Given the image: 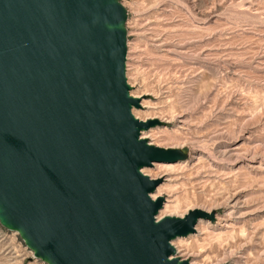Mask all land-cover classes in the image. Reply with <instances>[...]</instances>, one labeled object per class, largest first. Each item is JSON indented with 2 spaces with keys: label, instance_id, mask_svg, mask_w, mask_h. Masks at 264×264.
<instances>
[{
  "label": "water",
  "instance_id": "1",
  "mask_svg": "<svg viewBox=\"0 0 264 264\" xmlns=\"http://www.w3.org/2000/svg\"><path fill=\"white\" fill-rule=\"evenodd\" d=\"M120 0H0V226L44 264H188L170 241L213 213L156 219L186 154L148 145L124 75Z\"/></svg>",
  "mask_w": 264,
  "mask_h": 264
},
{
  "label": "rangeland",
  "instance_id": "2",
  "mask_svg": "<svg viewBox=\"0 0 264 264\" xmlns=\"http://www.w3.org/2000/svg\"><path fill=\"white\" fill-rule=\"evenodd\" d=\"M119 2L127 12L124 75L141 96L132 112L159 122L141 138L186 154L167 170L142 169L160 180L164 203L173 200L157 218L213 213L172 241L173 256L264 264V0ZM0 264L43 263L0 226Z\"/></svg>",
  "mask_w": 264,
  "mask_h": 264
},
{
  "label": "bare ground",
  "instance_id": "3",
  "mask_svg": "<svg viewBox=\"0 0 264 264\" xmlns=\"http://www.w3.org/2000/svg\"><path fill=\"white\" fill-rule=\"evenodd\" d=\"M127 83V82H126ZM128 85V84H127ZM129 87H131L130 85H128ZM129 95L131 96V97H133V98H135V99H138V100H140V97H138L137 95H135L134 93H130V91H129ZM141 108V106H140V102H139V109ZM131 114H132V116L134 117V115L135 114H133V112H132V109H131ZM149 115V114H148ZM146 116H147V114H146ZM149 117V116H148ZM136 120H138L139 122H148V121H152L153 119H150V118H148L149 120H140L137 116H135L134 117ZM141 133L142 132H140V138H141ZM145 133H143V135H144ZM141 139H145L146 140V137L145 136H142V138ZM147 143H148V141H147ZM148 145H150L149 143H148ZM156 147V146H155ZM178 163V162H177ZM176 164V163H175ZM155 165V166H154ZM154 166V168H156V169H160V170H167L168 168H172L173 166H174V164H153L151 167H153ZM144 176H146L145 175V172L141 169V171H140ZM156 173V172H155ZM147 178H148V176H146ZM162 178V177H161ZM149 180H153V179H151V178H148ZM159 179V178H158ZM158 187V186H157ZM157 187L155 188V190H154V192L150 195V198L152 199V200H155L156 198H161L162 196H161V192H162V190H160L159 188L157 189ZM155 193V194H154ZM171 193V192H170ZM154 194V195H153ZM231 196V195H230ZM173 199V198H172ZM236 200V199H235ZM166 201V200H165ZM173 201V200H172ZM171 201V202H172ZM170 201H166L165 203H164V199L162 198V206H161V208H160V210L162 209V212L163 213H165V212H167L168 210H170L172 207H173V204L171 203ZM235 203H236V201H235ZM234 203V204H235ZM159 210V211H160ZM159 211H158V213H159ZM161 212V211H160ZM204 212V211H203ZM210 212V211H209ZM158 213H157V215H158ZM206 213V212H205ZM157 215H156V219H159V218H157ZM199 221H201V220H199ZM199 221L197 222V224L199 223ZM197 226V225H196ZM196 226L194 227V233L196 232ZM221 227H225V226H221ZM193 233V234H194ZM189 236V235H188ZM187 237V236H186ZM181 238H185V237H181ZM193 238V237H192ZM176 239H178V238H175L174 240H176ZM174 240H172V241H174ZM172 241H170V245H171V243H172ZM229 245V244H228ZM172 246V245H171ZM172 248H173V250L175 251V249H174V245L172 246ZM192 253V252H191ZM195 253V252H194ZM200 253V252H199ZM201 254V253H200ZM193 255V254H192ZM199 255V254H198ZM188 262V264H190L189 263V261H187Z\"/></svg>",
  "mask_w": 264,
  "mask_h": 264
},
{
  "label": "built area",
  "instance_id": "4",
  "mask_svg": "<svg viewBox=\"0 0 264 264\" xmlns=\"http://www.w3.org/2000/svg\"><path fill=\"white\" fill-rule=\"evenodd\" d=\"M44 264V263H43Z\"/></svg>",
  "mask_w": 264,
  "mask_h": 264
}]
</instances>
